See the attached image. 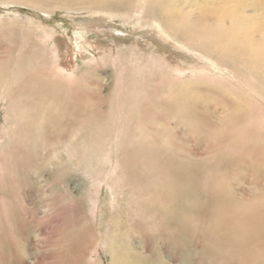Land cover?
<instances>
[{"label":"rangeland","instance_id":"obj_1","mask_svg":"<svg viewBox=\"0 0 264 264\" xmlns=\"http://www.w3.org/2000/svg\"><path fill=\"white\" fill-rule=\"evenodd\" d=\"M199 1L162 16L264 33V0ZM90 21L0 0V264H264L257 84Z\"/></svg>","mask_w":264,"mask_h":264},{"label":"bare ground","instance_id":"obj_2","mask_svg":"<svg viewBox=\"0 0 264 264\" xmlns=\"http://www.w3.org/2000/svg\"><path fill=\"white\" fill-rule=\"evenodd\" d=\"M7 1L28 3L38 7H44L46 10L55 11L57 9H61L71 12L74 15L86 16L91 19L88 24L93 23L97 25V31L99 30L107 33L114 32L116 36L118 33H123V31H119L116 28L110 29L108 27L109 22L113 18V16L119 18L125 17V20L128 21L130 19L136 20V18L147 20L148 22L152 21L154 28L147 30V32L152 34V36L149 34V36H151V39L156 40L155 38H158L157 41L164 40V42L168 43V45H172L173 47H175V49L178 50L179 48L175 46L171 41V39H176L184 43L185 46H182L181 50H186L187 52L189 51L190 54H188L187 57L191 55V57L193 58V62L201 64V61H196L194 57L201 58V54H203V56L206 55L208 57L207 60L209 61L211 66L218 71L226 73V75L238 79V81L246 84V86H248L250 82L256 83V86H258V89H256L258 90V93L255 95V93H253V91L250 89V95L254 100L264 105V33L261 30L252 31L251 29L253 28L251 26H247L249 25V22H247L248 24L242 20L239 22L240 16L237 17L235 13L234 14L235 18L237 17V22H233V15V19H231L232 21L228 22L230 28H223L222 26L220 27V25L223 23H221L220 21L218 22V20L214 17L207 18L205 20L200 16H197L196 14L194 15L193 13L195 11H190V14L194 17L190 20L188 19V23H185L186 25L183 26L182 23H176L172 20V18L163 17L162 14L167 11V7L170 8L169 10H171L172 12H175L176 10L179 13L184 12L186 9H194V6L197 5L198 2H200L199 0H184V2L180 3L178 7H173L174 0H168V6L167 4H159V0H51V2H49L48 0H43L41 4L36 0ZM27 1H30V3ZM221 1L222 3H224V0ZM257 7V5L253 6L252 10L256 9ZM243 9L245 13L249 8L245 7ZM223 22L225 23V21ZM235 24L237 25V27L233 28L232 25ZM252 25L254 26L256 24L253 23ZM84 29H86L87 32L90 31L89 28ZM247 29H249L250 31H248ZM134 30L139 31V28L136 27ZM135 35L137 34L135 33ZM87 45L91 47L92 42L87 41ZM161 46L164 47L163 45ZM186 46L190 49H186ZM178 54L181 55V53ZM60 65L61 68H63V64L60 63ZM152 67L160 68L158 65H156V62H153L151 64V68ZM63 69L68 71L65 68ZM178 75L181 76V72H179ZM244 75L249 76L250 79L248 78V80H246L244 78ZM134 94L136 96V93Z\"/></svg>","mask_w":264,"mask_h":264}]
</instances>
